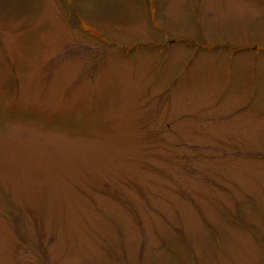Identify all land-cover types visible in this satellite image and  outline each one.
Masks as SVG:
<instances>
[{
	"label": "rangeland",
	"instance_id": "obj_1",
	"mask_svg": "<svg viewBox=\"0 0 264 264\" xmlns=\"http://www.w3.org/2000/svg\"><path fill=\"white\" fill-rule=\"evenodd\" d=\"M0 264H264V0H0Z\"/></svg>",
	"mask_w": 264,
	"mask_h": 264
}]
</instances>
